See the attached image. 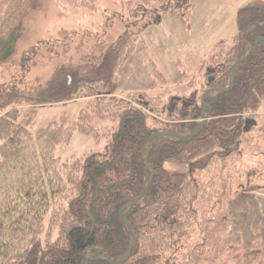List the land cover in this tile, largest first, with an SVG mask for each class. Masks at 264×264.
<instances>
[{
  "label": "trees",
  "instance_id": "obj_1",
  "mask_svg": "<svg viewBox=\"0 0 264 264\" xmlns=\"http://www.w3.org/2000/svg\"><path fill=\"white\" fill-rule=\"evenodd\" d=\"M74 2L102 10L99 0ZM190 2H122L128 9L125 33L101 56L61 65L45 85L27 79L30 69L25 57H18L29 9L12 14L0 8V264H86L92 255L101 259L88 264L119 263L134 236L124 264H205L221 204L212 201L211 189H231L226 183L220 187L221 165L226 166L241 137L257 125L255 105L249 104L256 94L263 93L255 104L264 99V44L237 67L230 89L235 64L249 55L257 39L264 40V0L238 10L232 46L219 44L222 51L201 63L188 95L167 99L144 92L114 97L118 74L134 54L150 78L165 81L149 56L143 33L170 12L188 27L194 12ZM31 52L34 48L23 53ZM204 95L210 119L191 137L208 112ZM78 99H84L78 118L63 112L35 131L34 123H20L21 108L68 106ZM117 116L119 128L105 153L62 163L56 157L58 149L70 146L75 131L100 138L90 123ZM209 142L219 150L201 156ZM168 163L185 166L188 172L171 174ZM249 191L232 204L253 200V193L264 196V183H255ZM195 227L205 240L185 245ZM255 228L260 243L253 235L245 238L243 264H264V211Z\"/></svg>",
  "mask_w": 264,
  "mask_h": 264
},
{
  "label": "rangeland",
  "instance_id": "obj_2",
  "mask_svg": "<svg viewBox=\"0 0 264 264\" xmlns=\"http://www.w3.org/2000/svg\"><path fill=\"white\" fill-rule=\"evenodd\" d=\"M124 1L127 0H99L102 10L93 11L76 6L74 0H0L3 13L13 14L21 8L29 9L24 20L26 32L20 42L18 56L25 57V67L30 69L27 79L39 80V83L45 85L61 65H78L88 56L99 57L104 54L126 31L128 9L122 5ZM252 1L191 0L194 12L188 27L175 12L166 14L160 23L151 25L143 33L149 56L165 81L150 78L134 54L118 74L119 82L114 97L125 99L130 93L146 92L150 96L164 95L170 99L191 93L188 86L193 77L198 80L196 77L199 76L201 63L222 51L219 44H225V49L232 46L238 33V10ZM32 48L33 53L24 54ZM262 94H256L254 103L251 102L249 106L255 105L254 113L260 112L263 115H255L257 125L252 133L241 137L236 154L228 159L226 166L221 165L220 171L224 175L220 187L221 183H226L231 189H211L214 197L212 201L221 204L216 208L219 210V223L212 227L208 243L210 252L203 256L205 264H243L245 238L249 239L253 235V238H257L256 244L260 243L255 223L257 216L264 211V196L253 193V200L240 204H232V201L240 194L248 195L255 183H264V99H259V103L257 100L255 104ZM82 107L84 99H78L68 106L21 108L20 123H34L32 130L35 131L40 123L50 121L63 112L78 118ZM205 117L201 122L206 120ZM90 124L100 138L75 131L70 146L56 152L61 163L70 162L73 157L105 153L112 135L119 128L120 118H96ZM218 150L215 144L209 142L200 155L205 156ZM166 169L175 175L188 172L187 167L170 163L166 164ZM203 240L205 235L195 227V231L191 229L189 237L184 239V244Z\"/></svg>",
  "mask_w": 264,
  "mask_h": 264
},
{
  "label": "water",
  "instance_id": "obj_3",
  "mask_svg": "<svg viewBox=\"0 0 264 264\" xmlns=\"http://www.w3.org/2000/svg\"><path fill=\"white\" fill-rule=\"evenodd\" d=\"M260 44H264V40H263V39H257V40H256V43H255V47H254V49L249 53V55L246 56L244 59H242L241 61H239L238 63L235 64V66H234V68H233V71H232V77H231V86H230V89L233 87L234 82H235V76H236V69H237V67H238L242 62L246 61V60L249 58V56L254 52V50L257 48V46H259ZM217 90H218V88L213 89V91H217ZM208 92H209V91H208ZM208 92H207V93H208ZM207 93H206V94H207ZM202 103H203V106H205L206 109L208 110V112H207V114H206V117H205L206 120H205L204 122H202L200 125L197 126V128H196V129L193 131V133L191 134V137L194 136V135L200 130V128L205 124V122H207V121L210 119L211 109H210V107L205 103V95H204L203 98H202ZM163 135H164V134H162L160 137H162ZM153 145H154V143L152 144V146H153ZM151 148H152V147H151ZM150 150H151V149H150ZM150 184H151V183H149V185L147 186V188H146L145 193H144L143 196L147 195V193H148V191H149V189H150ZM143 196H142V197H143ZM142 197H140L139 199L135 200V201L133 202V204L138 203ZM122 212H123V211H122ZM135 240H136V237L134 236V238H133V242H132V246L130 247V249H129L127 255H126V257H125L121 262H119V263H114V264H124V263L128 260V258L130 257V253H131V250H132V248H133V245H134V243H135ZM95 259H101V257H99L98 255H92V256H89V257L87 258V260H86V264H88L91 260H95Z\"/></svg>",
  "mask_w": 264,
  "mask_h": 264
},
{
  "label": "built area",
  "instance_id": "obj_4",
  "mask_svg": "<svg viewBox=\"0 0 264 264\" xmlns=\"http://www.w3.org/2000/svg\"><path fill=\"white\" fill-rule=\"evenodd\" d=\"M244 117H250L248 114H244Z\"/></svg>",
  "mask_w": 264,
  "mask_h": 264
},
{
  "label": "crops",
  "instance_id": "obj_5",
  "mask_svg": "<svg viewBox=\"0 0 264 264\" xmlns=\"http://www.w3.org/2000/svg\"><path fill=\"white\" fill-rule=\"evenodd\" d=\"M258 113H260V112H258Z\"/></svg>",
  "mask_w": 264,
  "mask_h": 264
}]
</instances>
